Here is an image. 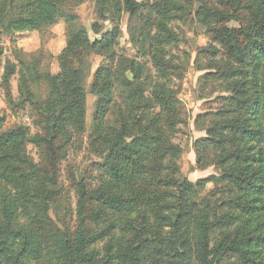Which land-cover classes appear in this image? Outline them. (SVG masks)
Returning <instances> with one entry per match:
<instances>
[{"label":"trees","instance_id":"trees-1","mask_svg":"<svg viewBox=\"0 0 264 264\" xmlns=\"http://www.w3.org/2000/svg\"><path fill=\"white\" fill-rule=\"evenodd\" d=\"M65 1L0 0V33L40 32L60 18L69 24ZM95 7L100 20L119 16L120 8L139 17L146 8L135 0H96ZM144 20L135 41L155 78L144 77L138 65L112 63L97 72L89 144L98 161L88 177L95 183L72 177L74 210L60 169L83 144L85 61L77 71L65 68L68 41L56 75L19 51L17 63L4 66L6 105L28 104L37 131L21 127L0 139V264H264V0H157ZM188 23L198 24L210 42L200 51L207 58L201 81L217 94L215 108L197 117L206 137L195 154L197 166L218 174L195 184L182 178V151L173 143L184 121L174 87L181 65L171 51L179 42L175 25ZM78 38L85 55L112 54L118 29L94 41L79 30ZM41 85L45 98L37 92ZM208 183L221 197L199 202L197 191ZM52 210L63 214L55 220ZM138 214L141 225L134 221Z\"/></svg>","mask_w":264,"mask_h":264},{"label":"rangeland","instance_id":"rangeland-1","mask_svg":"<svg viewBox=\"0 0 264 264\" xmlns=\"http://www.w3.org/2000/svg\"><path fill=\"white\" fill-rule=\"evenodd\" d=\"M142 3L146 8L141 16L130 17L122 8L120 15H107L105 19H97L96 0L65 1L64 10L73 19L70 23L58 19L54 26L42 29L40 32L28 33H0V78L7 62L16 64L15 52L19 51L22 57L28 61H35L41 72L58 74L59 64L57 58L65 49L67 42L71 43L69 54L65 57V68L68 71H77L81 60L85 61L83 69L86 72V109H85V133L83 134L82 148L80 151H70L67 159L62 163L60 169V182L69 195V202L74 210L76 197L70 186L72 177L74 179L84 178L88 184L93 185V178H88L93 163L98 161L90 148V133L92 118L95 112L97 98L90 93V86L94 83L97 72L108 65H119L129 67L138 65L142 67L144 77H154V70L150 63L149 56L144 54L140 45L135 39L142 32L144 17L148 7L157 0H135ZM94 25H96L94 27ZM115 26L118 29V45L113 53L104 50L90 51L87 55L81 46L78 38V31L85 30L91 41L100 39L101 35L110 32ZM236 27L234 23L229 24ZM97 29L96 33L94 29ZM146 28V27H145ZM175 33L178 37L177 46L171 53L179 59L181 65V79L174 80V87L178 92V99L182 107V119L184 124L179 126L180 131L175 135L173 143L180 147L182 154L177 162L181 176L195 184L197 181L217 175L218 170L214 167L201 169L196 164V143L206 137L203 129L197 125V117L203 113L212 111L215 108L217 94L211 93V86L201 81L206 73L207 58L200 54V51L210 47L208 38L204 35L203 29L196 23L176 24ZM113 58V61H111ZM123 64V65H122ZM132 78L130 70L125 72ZM155 78V77H154ZM133 79V78H132ZM10 91L16 102L20 96L18 91V75L10 80ZM42 98H45L46 89L43 85L37 91ZM0 139H8L21 127H27L31 134L36 133L33 126L34 113L28 104L24 108L10 109L4 100V92L0 87ZM207 125V124H205ZM202 125V126H205ZM27 151L35 162L38 161L37 151L32 146H27ZM208 157L209 152H206ZM220 188L213 183H208L203 189H198L197 199H208L216 202L220 199ZM62 212L52 210V218L58 219ZM60 213V214H59ZM56 217V218H55ZM137 224L141 225V216L134 218ZM71 224H74L72 215Z\"/></svg>","mask_w":264,"mask_h":264},{"label":"water","instance_id":"water-1","mask_svg":"<svg viewBox=\"0 0 264 264\" xmlns=\"http://www.w3.org/2000/svg\"><path fill=\"white\" fill-rule=\"evenodd\" d=\"M126 77L128 78L129 81H132V78L130 77L129 74H127Z\"/></svg>","mask_w":264,"mask_h":264}]
</instances>
